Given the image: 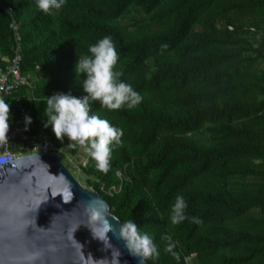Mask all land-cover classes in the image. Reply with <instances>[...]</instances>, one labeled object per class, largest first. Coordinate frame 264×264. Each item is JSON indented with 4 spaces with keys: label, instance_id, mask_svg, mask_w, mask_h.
Listing matches in <instances>:
<instances>
[{
    "label": "trees",
    "instance_id": "obj_1",
    "mask_svg": "<svg viewBox=\"0 0 264 264\" xmlns=\"http://www.w3.org/2000/svg\"><path fill=\"white\" fill-rule=\"evenodd\" d=\"M13 20L33 84L25 106L44 127L47 97L86 95L78 56L112 37L115 70L143 100L92 103L123 136L106 174L90 156L81 169L122 224L152 237L160 255L148 263L264 264V0H65L50 13L37 0H0V62L14 53ZM45 129L57 151L83 148ZM178 195L202 223H170Z\"/></svg>",
    "mask_w": 264,
    "mask_h": 264
},
{
    "label": "water",
    "instance_id": "obj_2",
    "mask_svg": "<svg viewBox=\"0 0 264 264\" xmlns=\"http://www.w3.org/2000/svg\"><path fill=\"white\" fill-rule=\"evenodd\" d=\"M33 145L16 141L12 149ZM13 163L15 167L9 162L4 171L0 168V264H137L112 231L108 248L93 237L84 215L90 199L107 203V219L117 234L122 222L105 196L85 187L57 154H30ZM61 192H71L72 199L65 203Z\"/></svg>",
    "mask_w": 264,
    "mask_h": 264
},
{
    "label": "clouds",
    "instance_id": "obj_3",
    "mask_svg": "<svg viewBox=\"0 0 264 264\" xmlns=\"http://www.w3.org/2000/svg\"><path fill=\"white\" fill-rule=\"evenodd\" d=\"M65 0H37L38 7L45 13L60 9ZM167 48V45H162ZM90 55L78 56L74 65L76 76L83 75L81 83L86 95L77 97L71 93H57L47 97L44 115L47 117L45 127L52 126V131L58 139L67 137L69 148L83 147L86 153L96 162V168L107 173L110 168L112 146L121 144L123 130L114 127L107 119L92 113V103L98 101L100 106L108 110H120L123 107L133 109L143 100L131 84L123 81L121 71L115 70L118 53L110 35H105L96 43L89 46ZM11 118L10 105L0 98V146L9 145L8 132ZM32 122L30 116H25V130ZM65 203L72 199L71 192H61ZM187 203L182 195L175 198L171 207L170 223L179 225L185 219L200 224L198 217L186 216ZM84 215L91 227L92 235L104 242L106 248L110 244L107 233L112 231L118 239H122L129 254L137 257V264H145L157 259L160 255L157 245L147 233H141L137 224L127 221L122 224L118 234L107 219L109 207L105 201L94 197L84 205ZM114 218V217H113ZM115 219V218H114ZM164 239L171 240L170 236ZM107 241V243H106ZM174 245L169 243L166 251L174 258L179 254L172 252ZM119 264V261H117Z\"/></svg>",
    "mask_w": 264,
    "mask_h": 264
},
{
    "label": "built area",
    "instance_id": "obj_4",
    "mask_svg": "<svg viewBox=\"0 0 264 264\" xmlns=\"http://www.w3.org/2000/svg\"><path fill=\"white\" fill-rule=\"evenodd\" d=\"M10 13H12L11 9ZM11 30L15 48L11 57L4 58L5 63L0 62V98L4 99L6 96L12 98L17 108L13 111V117L9 120V145L0 146V168L2 171H4V164L8 168V163L12 162V166L15 167L13 161L30 154H50V152H54L60 159V153L49 140L42 121L38 120L34 124L31 123L25 130V116L31 117V111L25 106V100L27 96L31 95L33 84L30 74L24 73L22 67L21 35L19 25L15 20L11 24ZM23 88L27 90V93H21ZM54 94H57V92H54ZM16 141L35 142V145L24 148L20 153H17L12 149L13 143ZM79 170H82L81 167H79ZM118 174L123 177L121 172ZM118 190L117 186H113L108 192L113 194Z\"/></svg>",
    "mask_w": 264,
    "mask_h": 264
},
{
    "label": "rangeland",
    "instance_id": "obj_5",
    "mask_svg": "<svg viewBox=\"0 0 264 264\" xmlns=\"http://www.w3.org/2000/svg\"><path fill=\"white\" fill-rule=\"evenodd\" d=\"M17 108V106H16ZM60 160L61 162L69 169L75 176L84 184L85 187L90 188L87 184V178L84 175L82 170H79V167L85 166L88 163L89 155L86 153L84 148L81 149L80 153L77 156L71 155L69 152L60 150ZM192 260L196 261L195 256Z\"/></svg>",
    "mask_w": 264,
    "mask_h": 264
},
{
    "label": "crops",
    "instance_id": "obj_6",
    "mask_svg": "<svg viewBox=\"0 0 264 264\" xmlns=\"http://www.w3.org/2000/svg\"><path fill=\"white\" fill-rule=\"evenodd\" d=\"M5 58V57H4ZM4 58L2 60L3 63H5ZM21 93H27V90L25 88H23L21 90ZM33 94V92H32ZM27 99V98H26ZM4 100L10 105V112H11V118L13 117V111L16 109V104L14 103L13 99L8 98V96H6V98H4ZM16 116V115H15ZM17 153H20L21 151H16Z\"/></svg>",
    "mask_w": 264,
    "mask_h": 264
}]
</instances>
